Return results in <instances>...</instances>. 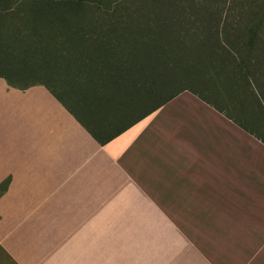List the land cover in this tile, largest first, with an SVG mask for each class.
Returning <instances> with one entry per match:
<instances>
[{
    "label": "crops",
    "instance_id": "1",
    "mask_svg": "<svg viewBox=\"0 0 264 264\" xmlns=\"http://www.w3.org/2000/svg\"><path fill=\"white\" fill-rule=\"evenodd\" d=\"M119 35L67 29L39 78L0 76V264H264V112L153 109Z\"/></svg>",
    "mask_w": 264,
    "mask_h": 264
},
{
    "label": "rangeland",
    "instance_id": "2",
    "mask_svg": "<svg viewBox=\"0 0 264 264\" xmlns=\"http://www.w3.org/2000/svg\"><path fill=\"white\" fill-rule=\"evenodd\" d=\"M84 1L77 12L65 9L71 13H67L69 19L82 27L79 20L85 24L96 17L100 20L93 19V24L99 28L120 34L126 43L129 37L137 74L152 80L145 87L148 106L186 88L211 97L236 120L240 119L238 110L246 105L264 112L255 93L258 89L264 98V0ZM18 2L13 11L0 13V21L5 30L26 34L25 12L39 0ZM36 30V35H30L33 47L48 43L59 49L61 41L67 42V33H61L57 20H47ZM44 33L48 35L42 40ZM18 44L7 36L0 38V66L15 68L14 75L24 76L31 66L40 73V66L27 65L30 50L18 58L9 54L10 47ZM233 67L244 70L238 75ZM144 93L143 85L136 86L137 101L143 100Z\"/></svg>",
    "mask_w": 264,
    "mask_h": 264
},
{
    "label": "trees",
    "instance_id": "3",
    "mask_svg": "<svg viewBox=\"0 0 264 264\" xmlns=\"http://www.w3.org/2000/svg\"><path fill=\"white\" fill-rule=\"evenodd\" d=\"M85 1L84 0H39V2L33 3L32 5L28 6V11L23 19L24 22L28 23V32L24 34L22 31H7L3 28V22L0 21V38L3 36H7V38L14 40L16 42H19L18 46H11L10 47V55H13V57H17L19 55H22L24 52L30 50L29 54V61L27 62V65L31 62L32 64H36L38 67L40 66L41 69L46 67L48 62L56 61L57 56H59V53L57 52L58 48L54 46H51L47 44L39 47H33L31 46V36L30 35H36L37 34V28L38 26L46 22L47 20H57L60 22L63 28L62 34L67 33V29H82L87 31H95V30H104L102 28H99V26L93 24V19L96 22L97 20H100L99 18H90L86 21L85 24H83V19L79 20V23L82 27H79L75 22H73L71 19H69V15L67 13L71 14L70 11H65V9L72 7L73 9L79 10L81 6L83 5ZM18 0H0V13L2 12L4 15L8 14L10 11H13L14 7L18 5ZM77 6V7H76ZM67 17V18H66ZM85 22V21H84ZM78 23V24H79ZM78 26V27H77ZM107 30V29H105ZM61 34V35H62ZM48 35V33L42 34L40 37L45 39V37ZM52 37V34L48 36V38ZM121 35L119 36H110V37H101V39H105L106 41H113L114 43H123L126 44L123 39H121ZM129 38V37H128ZM128 38L125 39L128 41ZM89 39V38H88ZM42 42V41H41ZM111 42V43H113ZM129 43V42H127ZM61 48L63 45H67V42L65 40L61 41ZM20 47V49H19ZM17 48V49H16ZM62 55V53H60ZM16 58V59H17ZM31 64V65H32ZM234 69L238 70V75L241 73L242 70H244L242 67H233ZM40 71V70H39ZM43 70L39 72L34 71V68L31 66L28 69V73L23 75H14L16 73L15 68H8L6 66H0V76L4 77L9 81V83H12L14 81H21V80H27V79H34L39 78L42 74ZM246 72H244L243 76H246ZM27 84L22 85V87H26ZM186 89V88H184ZM183 90V89H181ZM181 90H177L168 97L162 99L159 101L154 107H158L160 104L164 103L167 99H170L172 96H174L176 93H178ZM191 90V89H189ZM192 92L196 93L195 91L191 90Z\"/></svg>",
    "mask_w": 264,
    "mask_h": 264
}]
</instances>
